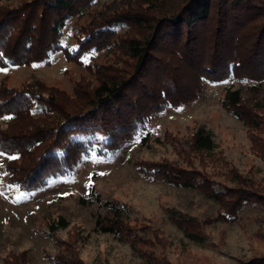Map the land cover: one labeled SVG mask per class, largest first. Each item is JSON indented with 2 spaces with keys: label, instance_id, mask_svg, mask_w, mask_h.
<instances>
[{
  "label": "trees",
  "instance_id": "16d2710c",
  "mask_svg": "<svg viewBox=\"0 0 264 264\" xmlns=\"http://www.w3.org/2000/svg\"><path fill=\"white\" fill-rule=\"evenodd\" d=\"M5 1L14 0H0V66L48 62L59 50L68 60L84 63L87 53L101 52L85 63L97 84L81 79L73 94L44 82L0 83V117H9L0 126V151L10 155L9 180L22 191L71 174L86 156L116 152L167 105L196 100L204 80H264V0H135L104 9L94 7L98 0H21L17 5ZM85 16L88 21L77 27L75 46L63 44L68 20ZM101 56L106 62L98 61ZM221 103L246 125L252 152L264 156L259 135L264 131V99L246 98L241 88L228 87ZM75 134L84 137L73 139ZM155 141L161 142L160 137ZM178 146L191 161L189 166L164 158L141 162L139 171L205 193L219 204L216 220L232 223L243 207H264V185L216 152L210 131L199 127ZM199 155L204 166L228 165L223 176L229 184L214 180L205 167L192 165V156ZM172 219L194 241H203L205 226L215 220L184 213ZM68 225L61 216L50 222L49 231ZM97 226L120 240L132 239L136 248L144 242L134 225L117 216L98 218ZM251 238L264 245V227ZM257 252L246 264H264V252ZM147 258L150 264H192L150 253ZM32 262L29 250L1 257V264ZM54 264L84 262L62 263L56 257Z\"/></svg>",
  "mask_w": 264,
  "mask_h": 264
},
{
  "label": "rangeland",
  "instance_id": "374dc122",
  "mask_svg": "<svg viewBox=\"0 0 264 264\" xmlns=\"http://www.w3.org/2000/svg\"><path fill=\"white\" fill-rule=\"evenodd\" d=\"M20 1L5 2L17 5ZM124 1L135 2L98 0L94 7L117 8ZM86 21V16L79 20L71 17L64 29L63 44L75 46L77 27ZM100 53L91 51L82 58L84 63H79L68 60L59 50L51 54L48 62L0 66V83L22 86L44 82L73 94L81 79L89 85L97 84L85 63ZM103 57L98 59L100 63L106 62ZM228 87L241 88L246 98L264 99V80H204L196 100L179 107L167 105L134 140L116 152L86 156L71 174L30 192L10 182L6 168L10 155L0 151V264L4 254L21 250H29L32 264H54L56 257L62 263L81 259L84 264H150L148 253L179 263L246 264L257 251L264 252V245L251 238L259 227H264V207L247 205L232 223L216 220L219 204L205 193L162 178H148L139 171L141 162L164 158L189 166L191 161L188 163L178 145L204 127L213 135L216 152H222L240 172L264 185V156L252 152L246 125L221 103ZM8 119L0 117V126H5ZM146 135L148 139L143 141ZM259 135L264 142V131ZM82 137L75 134L73 139ZM157 137L161 142L155 141ZM192 157V165L205 167L216 181L227 182L223 173L228 171V165L220 162L204 166L200 155ZM112 203L119 208L112 207ZM179 213L215 219L205 226L203 241L188 238L178 227L172 218ZM61 216L69 225L50 233V222ZM115 216L130 222L144 237V242L138 243L141 248H136L132 239L120 240L98 228V218Z\"/></svg>",
  "mask_w": 264,
  "mask_h": 264
}]
</instances>
